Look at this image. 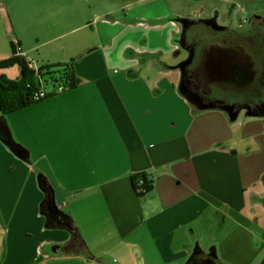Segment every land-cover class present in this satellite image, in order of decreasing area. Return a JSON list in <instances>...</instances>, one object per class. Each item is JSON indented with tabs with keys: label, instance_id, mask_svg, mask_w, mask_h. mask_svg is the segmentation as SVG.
Segmentation results:
<instances>
[{
	"label": "crops",
	"instance_id": "crops-1",
	"mask_svg": "<svg viewBox=\"0 0 264 264\" xmlns=\"http://www.w3.org/2000/svg\"><path fill=\"white\" fill-rule=\"evenodd\" d=\"M129 5L127 17L110 22L104 33L124 38L122 49L112 53L111 44L87 49L74 59L73 74L81 83L63 92L57 91L63 82L50 76L48 86L28 58L39 52V40L16 39L12 49L0 48V61L24 56L40 88L50 94L13 112L0 110L6 134L0 138V177L19 190L36 180L40 207L39 238L26 239L9 238L3 220L9 222L12 208L1 207L0 264H103L98 257L113 264H185L196 239L207 253V233L198 222L204 213L215 221L216 235L225 236L215 242L219 261L249 256L252 230L260 228L251 208L264 202L259 184L264 182V117L232 123L224 111H195L177 89L178 77L171 75L176 71L138 69L128 50L168 54L174 28L162 22L169 8L155 12ZM139 19L150 23H136ZM117 25L129 33L117 31ZM153 32L167 36L168 48L150 46ZM1 75L18 80L21 69L0 67ZM10 146L25 147L31 162ZM137 173L153 180L146 194L133 186ZM47 181L54 200L48 198ZM47 203L71 216L75 226L54 225ZM70 229L72 243L54 253V246L70 241ZM84 244L90 255L79 252Z\"/></svg>",
	"mask_w": 264,
	"mask_h": 264
},
{
	"label": "rangeland",
	"instance_id": "rangeland-1",
	"mask_svg": "<svg viewBox=\"0 0 264 264\" xmlns=\"http://www.w3.org/2000/svg\"><path fill=\"white\" fill-rule=\"evenodd\" d=\"M233 1H238L240 5L233 4ZM128 3L136 9L148 6L154 8L155 12L169 8L172 13L182 17L198 12L206 16L212 9H219L224 14L232 8L237 26L247 17L244 10H259L264 14V0H0V48L6 45L5 50L12 49L11 41L16 39L23 40L26 44L39 40V52L29 54V60L42 70L46 80L52 75L59 78L64 66H74V59L80 58L87 49L99 48L103 44L113 45L112 48H107L112 53L122 49L124 38L113 40L114 38L104 33L109 29L110 22L123 20L122 5ZM153 3L156 5L153 6ZM105 14H110V18H105ZM115 28L129 33L119 25ZM111 29L114 31V28ZM149 37L151 47L168 48L166 35L153 32ZM57 64L61 65L51 66ZM48 83L49 86L52 81ZM0 183L5 186L0 189L1 217L4 216L1 207L12 208L9 222L5 223L3 220L9 238H39V223L36 221L40 208L39 186L36 180L35 183L30 181L20 190L11 189L5 177H0ZM262 183H259L260 188L264 189V182ZM251 209V213L260 221V228L254 226L252 230L255 239L253 238L251 247L248 246L249 256L244 259L246 261L221 259L222 264H261L264 261V202L252 205ZM198 222L202 223L201 228L207 233L204 249L207 251L211 246H217L215 242L220 244L225 236L216 235L215 221L204 213L198 218Z\"/></svg>",
	"mask_w": 264,
	"mask_h": 264
},
{
	"label": "flooded vegetation",
	"instance_id": "flooded-vegetation-1",
	"mask_svg": "<svg viewBox=\"0 0 264 264\" xmlns=\"http://www.w3.org/2000/svg\"><path fill=\"white\" fill-rule=\"evenodd\" d=\"M126 6H122L123 17H127ZM244 12L247 17L237 26L232 8L224 14L212 9L206 16L198 12L183 17L170 10L162 22L173 25L172 51L128 52L136 56L140 70L176 71L177 89L185 91L186 95L181 93L195 111H241L237 121H245L250 111H264V14ZM149 19L136 23H150ZM51 205L47 203L44 209L53 216ZM215 248L211 246L207 253Z\"/></svg>",
	"mask_w": 264,
	"mask_h": 264
},
{
	"label": "trees",
	"instance_id": "trees-1",
	"mask_svg": "<svg viewBox=\"0 0 264 264\" xmlns=\"http://www.w3.org/2000/svg\"><path fill=\"white\" fill-rule=\"evenodd\" d=\"M14 65H18L21 69V78L18 80L7 79L5 76H0V110L4 113L13 112L15 110L27 107L36 101L33 99L34 93L40 89L38 81L35 79V71L30 68L29 62L26 60L24 56L13 55L6 60L0 61L1 68H7ZM51 65V66H58ZM50 67V66H48ZM51 73V72H49ZM38 74H43L41 69H38ZM62 76L59 78L51 76L55 81L63 82L65 85L70 87H77L81 80L76 78L73 74V64H67L64 66V69L61 73ZM22 149V150H21ZM14 148V150L20 151L21 154L19 156L26 160L27 162H31V158L28 155V150L25 147L22 148ZM27 152V156L25 154ZM148 175L146 173H137L132 175V183L137 192L141 194H146L142 191V188H147V193L153 187V181L148 180ZM144 181V185L140 184V181ZM46 191L49 194V200H54V188L52 184L47 181ZM52 225L50 221H48L47 226ZM63 226L73 227L75 223L71 216L65 215L64 222H62ZM87 249L86 244H84ZM216 249V248H215ZM88 255H90L89 250L87 249Z\"/></svg>",
	"mask_w": 264,
	"mask_h": 264
},
{
	"label": "water",
	"instance_id": "water-1",
	"mask_svg": "<svg viewBox=\"0 0 264 264\" xmlns=\"http://www.w3.org/2000/svg\"><path fill=\"white\" fill-rule=\"evenodd\" d=\"M190 63H186L185 65H189ZM181 92H183V90L181 89ZM185 95V91L183 92ZM207 108V107H206ZM209 109H214V108H209ZM218 110H223V109H218ZM227 115L229 120L234 123L238 120L239 115L241 113V111H224ZM3 116V117H2ZM264 116V111L262 113H256L254 111H250L249 113H247L245 115V117H257V118H261ZM3 118L5 119V115L0 111V119ZM11 138H13L12 134H10ZM6 137V134L4 133L3 130L0 129V138L4 141ZM9 146V145H8ZM10 150L15 151L13 149V147L11 148V146L9 147ZM16 152V151H15ZM51 207L53 208L54 215L51 216V214L49 215V218L51 219V221L54 223V225H62V219L64 218V215L59 212L58 210L54 209V207L51 205ZM47 214V213H45ZM68 226V225H67ZM65 226V227H67ZM71 230V239L69 242L66 243H61L58 244L56 246H54L52 248V251L54 253H59V251H56L57 248H61L62 250L67 247L68 245H70L74 239V235H75V231L74 229H70ZM201 240L200 239H196L194 242V246H193V251L191 256L189 257V259L187 260V262L185 264H222L217 256V250H210V254L206 253L203 248L202 245L200 244ZM75 246L79 247V244L76 243L73 247V251H75ZM57 247V248H56ZM79 252L80 253H85L86 255H88L87 249L83 246L79 248ZM93 257V256H92ZM91 258V257H90ZM97 262L99 263H103V264H113V262H111L110 260L103 258V257H98L96 258Z\"/></svg>",
	"mask_w": 264,
	"mask_h": 264
},
{
	"label": "built area",
	"instance_id": "built-area-1",
	"mask_svg": "<svg viewBox=\"0 0 264 264\" xmlns=\"http://www.w3.org/2000/svg\"><path fill=\"white\" fill-rule=\"evenodd\" d=\"M68 89H70V86H67V85H59V86L57 87V91H58V92H63V91L68 90ZM49 95H50V94H49L46 90L40 88L38 91H36V92L34 93L33 99H34L35 101H40V100L46 98V97L49 96ZM147 177H148V180H149L150 182L153 181V180L151 179V177H149V176H147ZM140 184H141V185H144V181L141 180V181H140ZM142 191H143L144 193H147V188H146V187L142 188Z\"/></svg>",
	"mask_w": 264,
	"mask_h": 264
}]
</instances>
